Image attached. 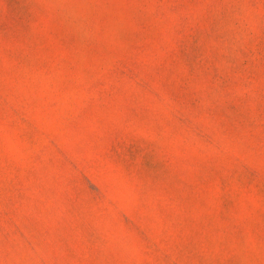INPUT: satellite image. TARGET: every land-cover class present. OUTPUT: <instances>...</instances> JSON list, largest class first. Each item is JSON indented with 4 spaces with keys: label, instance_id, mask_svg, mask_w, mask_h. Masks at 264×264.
<instances>
[{
    "label": "rangeland",
    "instance_id": "obj_1",
    "mask_svg": "<svg viewBox=\"0 0 264 264\" xmlns=\"http://www.w3.org/2000/svg\"><path fill=\"white\" fill-rule=\"evenodd\" d=\"M0 264H264V0H0Z\"/></svg>",
    "mask_w": 264,
    "mask_h": 264
}]
</instances>
